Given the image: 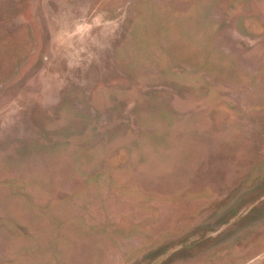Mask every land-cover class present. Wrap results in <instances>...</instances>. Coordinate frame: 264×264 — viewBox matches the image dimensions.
Returning a JSON list of instances; mask_svg holds the SVG:
<instances>
[{
    "label": "rangeland",
    "instance_id": "1",
    "mask_svg": "<svg viewBox=\"0 0 264 264\" xmlns=\"http://www.w3.org/2000/svg\"><path fill=\"white\" fill-rule=\"evenodd\" d=\"M0 264H264V0H0Z\"/></svg>",
    "mask_w": 264,
    "mask_h": 264
}]
</instances>
